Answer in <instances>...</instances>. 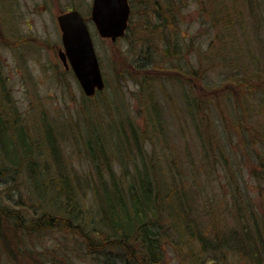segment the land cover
Masks as SVG:
<instances>
[{"label":"rangeland","instance_id":"1","mask_svg":"<svg viewBox=\"0 0 264 264\" xmlns=\"http://www.w3.org/2000/svg\"><path fill=\"white\" fill-rule=\"evenodd\" d=\"M92 4L93 0H0L4 109L11 105L8 95L15 106L11 117L19 115L20 124L38 133L33 136L37 141H44V132L50 131L72 176L91 181L98 178L86 146L90 135L103 138L119 175L121 165L130 169L135 168V161L141 165L132 124L141 135L146 161L164 181L170 178L171 159L184 181L190 219L210 236L214 229L241 227L232 202L235 189L244 204L252 207L250 211L255 209L264 217V179L254 176L262 170L259 160L264 156V0H186L185 6L182 2L177 7L176 24L166 30L157 25L156 0H130L129 27L116 41L100 36L91 16ZM73 8L82 13L91 30L106 81L103 95L87 96L73 69L66 68L59 56L64 45L58 15ZM167 48L175 54L167 55ZM145 72L151 73L155 84L154 105L141 85ZM186 94L214 95L216 104L201 113L195 111V120L187 110ZM106 97L108 102L103 103ZM44 145L40 148L44 159L56 166L50 147ZM100 159L106 171L104 155ZM11 167L0 144V169H4L0 207L18 209L27 224L29 211L38 205L30 198L31 177L23 167ZM15 174L16 184H4V179ZM14 199L24 202V207ZM0 225L4 226L2 221ZM7 234L8 238L2 231L12 252L2 253L0 264L100 262L92 258L79 235L59 227L28 235L16 232L20 242L14 232ZM194 245L199 250L197 239ZM164 249L167 264L194 263L191 255L182 256L171 241ZM225 249L229 264H240Z\"/></svg>","mask_w":264,"mask_h":264},{"label":"trees","instance_id":"2","mask_svg":"<svg viewBox=\"0 0 264 264\" xmlns=\"http://www.w3.org/2000/svg\"><path fill=\"white\" fill-rule=\"evenodd\" d=\"M182 2L185 6L186 0H181L180 3L178 0H156L157 25L165 30L174 26L177 7ZM168 40L172 44L171 39ZM166 54L172 56L175 53L167 48ZM141 85L144 95H148L147 100L150 99L151 102L155 88L151 73H144ZM1 88L7 90L5 86ZM207 91L213 93L214 89ZM102 93L103 91H98L96 94L103 95ZM102 101L108 102L107 97ZM184 101L195 120V111L201 113L202 109H210L216 104L214 95L202 98L186 94ZM7 102L11 105L4 109L0 100V144L11 162V168L23 167L30 174L28 186L34 190L30 198L33 202H38V205L34 211H29L31 216L27 224H24L18 209L0 207V221L4 224L0 225L2 238V231H5L6 238L7 232H14L20 242L22 239L16 232L28 235L38 233L43 228L59 227L79 235L85 241L92 258L97 262L100 260L99 264H167L164 258V244L167 241H171L175 249L183 253L182 256L187 258L191 255L193 264H229L228 255L223 250L225 248L232 255L235 254L236 261L240 264H264V217L259 216L255 209L250 211L252 207L244 204L239 190H234L232 202L237 208L241 227H222L218 231L214 229L210 236L208 231L196 228L197 222L190 219L181 185L184 181H180V172L171 166V159L168 160V166L171 167L170 178L164 181L146 161L139 143L141 135L132 124L133 136L140 147L141 165L137 161L135 168L121 165L123 172L119 175L111 164L105 141L101 140L103 138L98 134L90 135L86 138V146L95 163L98 178L91 181L90 178L72 176L55 145L56 137L46 130V139V136L40 134L44 141L34 139L38 133L32 134L25 125L20 124L19 115L11 117L15 114V106L8 95ZM152 104L154 105V101ZM262 135L264 136V130ZM42 142L50 147L56 166L44 159V150L40 149ZM217 146L221 147L220 143ZM102 155L108 166L106 171L101 168ZM260 158L262 170L254 172V176L263 180L264 156L261 155ZM121 161L125 162L124 159ZM173 162L177 161L174 159ZM4 169L10 170L9 167ZM4 169H0V173ZM159 179L163 180V184ZM7 183L16 184V174L10 180L4 179V184ZM261 187L264 188V183ZM14 201L21 208L24 207V202ZM196 239L199 250L195 249ZM3 240L0 243V255L12 252L10 243L5 241V237Z\"/></svg>","mask_w":264,"mask_h":264},{"label":"water","instance_id":"3","mask_svg":"<svg viewBox=\"0 0 264 264\" xmlns=\"http://www.w3.org/2000/svg\"><path fill=\"white\" fill-rule=\"evenodd\" d=\"M131 11L130 0H93L91 16L100 36L116 41L126 34ZM58 22L64 45L59 56L73 69L85 94L94 96L106 81L88 23L76 8L60 13Z\"/></svg>","mask_w":264,"mask_h":264}]
</instances>
